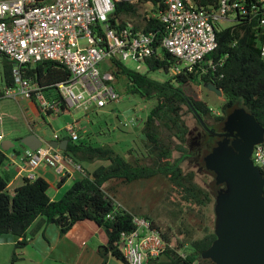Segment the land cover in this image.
I'll return each instance as SVG.
<instances>
[{"label": "trees", "instance_id": "trees-1", "mask_svg": "<svg viewBox=\"0 0 264 264\" xmlns=\"http://www.w3.org/2000/svg\"><path fill=\"white\" fill-rule=\"evenodd\" d=\"M198 5L216 6L217 0H194ZM149 4L150 10L163 7V0H137L135 3L117 2L111 14L110 23L114 25L115 18L123 24L131 21L136 29L143 31L157 30L158 36L163 33V26L153 17H148L144 5ZM216 48L201 62V68L191 73L171 76L165 80H157L148 76V72L162 70L168 73V66L173 61L171 56L161 50L159 55L143 60L147 70L145 73L127 68L121 61L113 60L110 68L114 77L125 78V89L143 100L154 98L155 104L143 121V135L140 152L119 154L110 146H94L85 140L82 134L72 140L67 134V146L62 152L70 156L74 162L85 165L104 161L91 171L75 179L57 198L52 199L49 193V183L42 177H23L20 185L13 192L7 189L10 177L1 173V167L7 160V152L19 155L14 147L4 151L0 148V237L11 234L17 240L15 249L27 244L28 229L35 225L33 232L44 225L54 224L60 235H64L76 222L90 221L100 226L106 233L107 242L99 245L100 264H106L107 256L127 264L118 245L119 235L123 231L135 228L134 215L116 207L112 196L107 192L105 183L121 181L130 183L136 180L149 179L161 175L170 182L182 199L197 207L195 221L190 224L181 221L182 239H176L171 244L172 235L168 229L162 231L154 222L148 219L152 227L159 230L165 243L163 252L155 258H150L145 264H213L202 256L203 251L215 239L214 224L211 226L204 220L201 208L207 206L212 196L209 191L194 180V172H184L180 162L171 160L170 137L175 138V149L186 157V141L189 133L184 119L185 107L196 123L210 129L208 122H224L228 113L235 107L244 108L264 130V61L259 54L260 37L254 20L247 17H237L230 26L221 27L216 31ZM212 62L211 65L209 62ZM13 62L0 53V81L6 85L13 83ZM24 75L36 83L39 92L45 99L54 102L57 110L46 109L48 115L63 114L68 111L56 84L70 78L69 70L55 60H42L29 63L24 67ZM103 70H107L103 64ZM212 83L223 95V102L218 113L198 97L185 89L190 83ZM35 101L34 96L31 97ZM20 143V140H19ZM21 145V144H20ZM25 149V147H22ZM264 178V171H261ZM64 177L58 182V186ZM264 195V184H263ZM214 222V221H213ZM163 256L165 261L160 263Z\"/></svg>", "mask_w": 264, "mask_h": 264}, {"label": "built area", "instance_id": "built-area-1", "mask_svg": "<svg viewBox=\"0 0 264 264\" xmlns=\"http://www.w3.org/2000/svg\"><path fill=\"white\" fill-rule=\"evenodd\" d=\"M117 2L137 0H0V53L13 62V83L0 81V99L34 96L44 110H57L23 70L29 63L50 59L69 70L70 78L56 84L67 107L89 102L101 107L117 98L111 84L112 59L143 61L163 50L173 60L168 66L171 76L191 73L202 69L201 62L216 48V31L226 27L220 24L234 23L237 17L255 21L264 61V0H217L216 6L209 7L194 0H163V7L153 11L149 4L144 5L146 15L162 24L161 36L157 30L136 29L131 21L122 24L115 18L111 24ZM103 64L106 72L100 69ZM75 128L73 121L62 130L76 140ZM2 139L0 134V142ZM23 158L29 168L28 178L35 177L33 170L42 163L60 172L64 167L85 172L81 164L48 142L35 150L25 148ZM250 159L264 171V138L253 145ZM133 223L135 228L121 232L116 244L127 264H145L163 252L165 243L148 219L135 216Z\"/></svg>", "mask_w": 264, "mask_h": 264}, {"label": "rangeland", "instance_id": "rangeland-1", "mask_svg": "<svg viewBox=\"0 0 264 264\" xmlns=\"http://www.w3.org/2000/svg\"><path fill=\"white\" fill-rule=\"evenodd\" d=\"M232 23L231 21H224L220 25L228 26ZM122 63L127 68L141 73H145L147 70L142 60L137 61L127 58L122 60ZM100 69L102 72L104 71L102 67ZM148 76L157 80H165L171 77L169 73L162 70L148 72ZM124 83L125 78L123 76L114 77L111 84L114 86L117 98L108 101L101 107L89 102L79 107H70L67 112L58 115L46 114L36 97H34L35 101L31 97H20L18 99L2 98L0 99V134H2L3 139L14 143V149L22 152L23 148L19 140L29 133L38 135L43 140V145H45L47 140L52 139L54 133L59 135L66 134L62 127L67 122L78 120L75 128L78 135L82 134V137L90 141L92 145H107L119 154H125L128 149H133L134 153L132 154L134 155L140 152L142 145L143 135L141 128L143 121L156 101L154 98L143 100L138 95L128 93ZM185 89L188 93L205 101L213 109V112H218L224 100L223 95H216L205 86L204 82L190 83L186 85ZM183 113L189 128L186 141V157H181V153L175 149V138L170 137L171 160H179L184 172L193 171L195 182L209 191L212 200L207 206L201 208V212L204 213L203 217L206 223L212 226L215 217V199L217 192L224 188V184L217 183L215 175L205 167V155L200 160L189 149L188 143L196 135L197 130H195V127H197V123L185 107L183 108ZM218 134L213 135L218 136ZM11 153L13 154L12 151ZM129 157L131 158L132 156L127 154V158ZM99 163L106 162L96 161L95 164H90V168H95ZM51 182L52 184L55 183L54 181ZM104 185L115 201L117 208L126 210L139 218H144V215H146L158 229L162 231L168 229L172 235L171 244H175L176 239H182L184 235L178 232V229L183 228L181 225L183 219L189 225L195 221L197 207L184 201L167 178L161 175L130 183L108 181ZM27 238H29L28 235ZM56 242L53 240L52 244ZM23 247L16 249L14 257L12 255L13 248L3 251L0 255L1 264H65L59 261H51L49 258L37 261L31 257V254L26 251L27 249L22 253ZM159 261L163 263L165 261L164 257L161 256ZM87 263L96 264V261L95 263H92V261ZM110 264L124 263L112 258Z\"/></svg>", "mask_w": 264, "mask_h": 264}, {"label": "water", "instance_id": "water-1", "mask_svg": "<svg viewBox=\"0 0 264 264\" xmlns=\"http://www.w3.org/2000/svg\"><path fill=\"white\" fill-rule=\"evenodd\" d=\"M205 86L221 96L212 83ZM224 128L235 131L239 139L220 140L205 156V167L224 188L217 192L214 205L215 239L202 256L213 264H264L263 174L251 159L253 145L264 138V130L244 108L235 107L227 115ZM49 145L64 150L68 139L50 140ZM22 147L35 150L43 140L33 133L20 139ZM14 143L3 139L4 151Z\"/></svg>", "mask_w": 264, "mask_h": 264}, {"label": "crops", "instance_id": "crops-1", "mask_svg": "<svg viewBox=\"0 0 264 264\" xmlns=\"http://www.w3.org/2000/svg\"><path fill=\"white\" fill-rule=\"evenodd\" d=\"M76 123H78V120L75 121V124ZM55 134L56 133H54V135ZM54 135L52 139L57 141L63 139L59 134H56V137ZM52 139H49L46 142H49ZM23 154L24 149L22 152L20 151L19 155L7 152V160L1 167V173L10 177L7 189L11 193L15 187L21 184L22 178L27 177L29 168L23 158ZM95 163L96 162L90 164ZM90 164L85 165V170L91 171L94 169L90 168ZM33 172L35 177H42L49 183V193L52 199L57 198L67 185L70 186L75 179L83 175L71 167H64L63 171L60 172L57 171V168L50 167L43 163L36 167ZM62 177H64V181L61 183V186H58L57 184ZM51 181H54L55 183L52 184ZM34 227L35 225L33 224L28 229L29 238H27V244L23 247V250H21L22 253L27 249L26 251H28L31 254V257L37 261L49 258L51 261H59L65 264H88V261H92V263H95L96 261V264H100L101 257L98 255L97 249L99 245H103L107 242L106 233L100 226L86 220L78 221L64 235L59 234V230L54 224L44 225L39 230L33 232ZM20 239V237L16 239L11 234H5L0 237V255L3 251L12 249L14 243ZM53 240L57 242L52 244ZM88 256L89 258L87 259ZM112 258V256L108 255L106 264H110Z\"/></svg>", "mask_w": 264, "mask_h": 264}, {"label": "flooded vegetation", "instance_id": "flooded-vegetation-1", "mask_svg": "<svg viewBox=\"0 0 264 264\" xmlns=\"http://www.w3.org/2000/svg\"><path fill=\"white\" fill-rule=\"evenodd\" d=\"M207 125L210 129H206L197 123L196 135L188 143L189 149L200 160L203 155L206 156L212 150L218 141L239 139L235 131H228L224 128V122H208ZM217 133H219L218 136L213 135Z\"/></svg>", "mask_w": 264, "mask_h": 264}]
</instances>
